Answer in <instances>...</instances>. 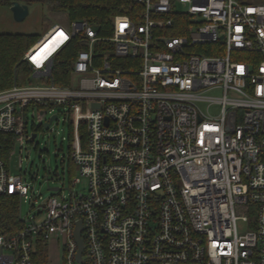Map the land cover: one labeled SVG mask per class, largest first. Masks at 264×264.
Wrapping results in <instances>:
<instances>
[{"label":"built area","instance_id":"1","mask_svg":"<svg viewBox=\"0 0 264 264\" xmlns=\"http://www.w3.org/2000/svg\"><path fill=\"white\" fill-rule=\"evenodd\" d=\"M134 1L107 34L86 18L52 23L23 54L31 80L0 89L13 143L66 108L71 185L85 180L22 215L28 186L0 158L21 220L0 233V264H31L59 236L63 264H264V0ZM72 42L57 83L53 58ZM28 112L43 120L30 131Z\"/></svg>","mask_w":264,"mask_h":264},{"label":"rangeland","instance_id":"2","mask_svg":"<svg viewBox=\"0 0 264 264\" xmlns=\"http://www.w3.org/2000/svg\"><path fill=\"white\" fill-rule=\"evenodd\" d=\"M28 7V13L20 20H15L10 10V2L0 0V33H27L40 37L54 22L63 23L66 13L61 9H53L43 0H18ZM55 118L48 127L38 129L36 137L31 141L20 144L14 141L13 148L7 160V170L10 176H20L28 186V196L20 202L22 215L34 211L37 203L54 193L50 186L61 189L62 194L69 190H85V180L71 185V179L79 176L75 165L69 158L73 128L69 124L66 108L55 106ZM52 113L45 115L47 119ZM43 120L28 112L27 128L30 131L33 123L37 126ZM73 172V173H72ZM240 215L250 213L242 208L237 209ZM240 230L248 226L247 222L240 219ZM50 245V244H49ZM48 245V264H63L62 262V237L57 243L52 241Z\"/></svg>","mask_w":264,"mask_h":264},{"label":"trees","instance_id":"3","mask_svg":"<svg viewBox=\"0 0 264 264\" xmlns=\"http://www.w3.org/2000/svg\"><path fill=\"white\" fill-rule=\"evenodd\" d=\"M10 2L11 0H3ZM53 9L64 10L69 18H86L97 24L103 33H110L112 17L116 13L132 16L137 7L134 0H43ZM184 19V17H183ZM171 34L181 31L171 30ZM35 34L0 33V89L13 84H24L31 80L32 69L23 59L26 49L37 39ZM78 45L72 42L53 58L52 76L57 83L67 81L71 71V58ZM83 133V130H80ZM13 135L0 131V158L6 165L13 148ZM73 173V172H72ZM21 226L19 198L14 194L0 193V233L10 235ZM31 264H48V246L37 242L32 253Z\"/></svg>","mask_w":264,"mask_h":264},{"label":"water","instance_id":"4","mask_svg":"<svg viewBox=\"0 0 264 264\" xmlns=\"http://www.w3.org/2000/svg\"><path fill=\"white\" fill-rule=\"evenodd\" d=\"M10 10H11L12 16L15 20L22 19L28 13L27 5L24 3H20L18 0H11ZM44 112H45L44 110H41L40 114L43 115ZM55 118H57L56 114L50 115V117H48L47 120L43 121L42 126L44 128L48 127ZM34 137H35V133L32 134V138H34ZM49 188L53 189V190L57 189L56 186H50ZM40 206H43V203H40ZM38 211H40V208L38 209ZM80 229H81V225H80V221L78 220V221H76V227L74 230V237H75V240L78 244V250H77L76 255H75L77 260L80 259V254H81V250L83 247L82 240L80 238Z\"/></svg>","mask_w":264,"mask_h":264},{"label":"crops","instance_id":"5","mask_svg":"<svg viewBox=\"0 0 264 264\" xmlns=\"http://www.w3.org/2000/svg\"><path fill=\"white\" fill-rule=\"evenodd\" d=\"M50 245H51V243H50ZM50 245H49V246H50Z\"/></svg>","mask_w":264,"mask_h":264}]
</instances>
